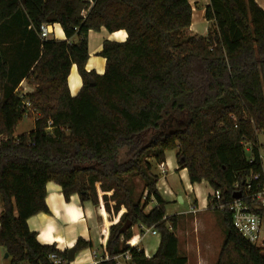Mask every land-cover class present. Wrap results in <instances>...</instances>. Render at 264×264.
Listing matches in <instances>:
<instances>
[{"label":"trees","instance_id":"1","mask_svg":"<svg viewBox=\"0 0 264 264\" xmlns=\"http://www.w3.org/2000/svg\"><path fill=\"white\" fill-rule=\"evenodd\" d=\"M18 12L30 27L25 43L17 51L0 43V246L11 264H52L56 245L40 243L28 224L50 212L49 182L66 200L79 194L110 215L101 264H117L127 251L131 264H188L154 162L176 150L190 182H208L225 202L237 182L261 170L264 10L255 0H210L207 35H188L190 0H0V24ZM54 23L66 40L41 38V25ZM102 27L128 38L104 43L98 75L87 70L88 35ZM73 65L83 79L77 96L68 84ZM24 80L32 92H21ZM25 116L35 128L17 134ZM215 203L210 194L209 207ZM213 210L226 233L216 264H264V249L236 229L231 212ZM136 226L161 236L153 256L136 245ZM89 246L79 238L74 247Z\"/></svg>","mask_w":264,"mask_h":264},{"label":"crops","instance_id":"2","mask_svg":"<svg viewBox=\"0 0 264 264\" xmlns=\"http://www.w3.org/2000/svg\"><path fill=\"white\" fill-rule=\"evenodd\" d=\"M255 1L264 10V0ZM190 3L193 7V23L189 29L190 35H207L211 24L205 19V10L207 5L210 4V0H190ZM29 29L30 27L26 29V16L24 12H18L9 17L0 24L1 48L10 51L19 50L21 44L25 43L24 37L27 35ZM48 31V39H67L62 26L58 23L48 24ZM127 38L128 33L124 29L112 32L105 27H102L100 30H90L88 35L89 59L87 61V70L89 72L94 71L98 75H103L106 70L107 62L106 58L101 55L104 43L106 41L125 42ZM76 40L77 37L72 39V41ZM38 45L37 42V51L39 47ZM68 84L71 95L77 96L83 87V79L78 71L77 65H73L71 68L68 77ZM28 87L30 90H27ZM20 88H24V91H22L24 93L32 92L34 90L33 86H31L27 80H24L21 83ZM163 163L166 169L165 175L169 174L168 171L170 169L184 172L188 177L190 188L189 209L183 211L180 205L186 202L185 196H173L171 191L163 192L161 191L160 185H158V189L163 198L167 200L168 203H174L173 205L176 212L169 211L167 215H179V221L181 223L190 220L198 230L208 233L207 229L209 228V224L212 226L213 221L208 213L194 217H187L185 214H196L199 212L198 204L201 205L202 212L211 210L209 208V196L213 190L212 187L206 181L192 184L189 179L188 170L186 168L180 169L177 162L176 152L174 157L167 155L166 161ZM203 183H206L209 186V190L205 197L200 188V185ZM167 194L170 196H166ZM180 196L183 200H179L180 202H178L177 197L180 198ZM46 202L50 212L36 214L28 220L30 229L36 232L37 239L40 243L48 245L54 244L59 251L64 252L74 247L79 238H83L87 242H90L91 246L81 251H77L75 261L89 263L92 259L98 258L100 253L102 255L101 244L103 235L111 226L110 216L102 205L96 206L91 201H82L79 194H74L71 196L70 200H66L61 186L55 182H49L47 184ZM154 205L155 202L153 203V206ZM193 208L196 209V212L192 211ZM2 210L3 204L0 199V214ZM182 215H184V217H182ZM180 226L181 225H179L178 228L179 232H181ZM134 229H137L134 233L136 245L145 250L146 256H153L159 247L160 241L153 244L151 241H146V239L149 235L158 236L159 233L154 235L152 232H145L144 228L138 226L134 227ZM184 231H186L185 228ZM191 231V229L188 230L189 233H191ZM203 243L207 246L206 248L212 247L213 245L211 242L207 241H204ZM209 243H211V246H209ZM6 253L5 248L0 246V258L4 256V258L11 261L10 256H5ZM94 254H96V256Z\"/></svg>","mask_w":264,"mask_h":264},{"label":"rangeland","instance_id":"3","mask_svg":"<svg viewBox=\"0 0 264 264\" xmlns=\"http://www.w3.org/2000/svg\"><path fill=\"white\" fill-rule=\"evenodd\" d=\"M197 18V14H196ZM197 20V19H196ZM198 22V21H196ZM190 32H188V35ZM27 90H30L28 87ZM24 91V88L21 89V92ZM35 128V118L30 116H25L23 121L19 124L17 128V133H28L32 131ZM259 144H260V151L261 154L264 156V133L259 134L258 138ZM176 150H169L167 151V155H171L174 157ZM245 152L246 156L248 158L252 157V151H251V144L246 143L245 144ZM159 163L154 162V173L158 175L159 182L158 185H160L161 191L168 192L171 191L173 196L176 195H183L186 198V202L182 203L180 206L182 207L183 211H186L189 209V200H190V188H189V181L188 177L184 172L176 171L175 169H170L168 171V175H165L162 171V169L159 168ZM143 186L140 187L142 189ZM159 188V187H158ZM200 188L202 190V194L204 197L207 195V192L209 190V186L206 183H203L200 185ZM194 193V192H193ZM166 196H170L167 194ZM194 196V194H193ZM146 202V197L143 198V202ZM177 201H179V197H177ZM154 202H150L147 206V210H150L153 207ZM174 203H167L166 205V212L169 213V211L176 212L175 207L173 205ZM199 212L196 214H190L186 213L185 216L187 217H194L198 215L203 214H209L212 221V226L209 224V228L207 229L208 233L205 231H200L197 229V227L189 220L185 222L178 221V228L179 225H181V232L177 230L179 241H180V252L183 255H186L188 257V264H216V261L218 259L221 247L223 245L224 239H225V230L222 223V217L221 214L214 210L204 211L202 212L201 205L198 204ZM210 212V213H209ZM110 216V215H109ZM179 218L180 216L177 215ZM184 217V215H182ZM111 220V218H110ZM184 228L186 231H184ZM192 230L191 233L188 232V230ZM137 229H133V232L135 233ZM262 236H264V227L262 231ZM161 240V236H152L149 235L146 241H151V243H157ZM204 241L211 242L213 245L212 247L206 248L207 246L204 245ZM209 243V246H211ZM203 244V245H202ZM204 246V247H203ZM153 249V248H151ZM158 249V248H157ZM150 251V250H148ZM101 253L98 256V259L101 257ZM117 262L120 264H131V261L126 260L122 255H120L117 258ZM0 264H11V261L9 259L4 258L2 256L0 258Z\"/></svg>","mask_w":264,"mask_h":264},{"label":"built area","instance_id":"4","mask_svg":"<svg viewBox=\"0 0 264 264\" xmlns=\"http://www.w3.org/2000/svg\"><path fill=\"white\" fill-rule=\"evenodd\" d=\"M48 24H42L40 27V36L42 39H46L48 36ZM252 162L254 156L249 158ZM260 160L262 168L259 172H251L242 182L239 181L234 185V192L232 199L225 202L223 201V195L220 191L212 190L211 196L215 200V204L211 206L213 209L224 210L227 209L231 212L233 217V222L236 229L251 243L256 244L264 249V236H262V231L264 227V156L260 151ZM160 168L165 173L164 163L160 164ZM240 193V197H234V194ZM210 208V207H209ZM210 208V209H211ZM196 212V209H192ZM144 228L145 232H152L156 235L158 232L152 228ZM145 234V233H144ZM57 250L50 254V260L52 264H101L104 257L101 256L99 259H92L91 262H77L70 261L68 256H63ZM96 256V254H94ZM122 256L131 261V252L127 251L122 254ZM118 258V257H117ZM116 258V260H117ZM117 264H120L117 262Z\"/></svg>","mask_w":264,"mask_h":264},{"label":"water","instance_id":"5","mask_svg":"<svg viewBox=\"0 0 264 264\" xmlns=\"http://www.w3.org/2000/svg\"><path fill=\"white\" fill-rule=\"evenodd\" d=\"M91 81H92V84H94L93 80H91ZM234 197L239 198V197H240V193H236V194H234ZM179 200H180V201L183 200L181 196H180ZM131 225H132V222H131L130 220H128V221L125 223V225L122 227V230H121V231H122V232H123V231H126L128 228L131 227ZM76 253H77V249H76V247H72V248L68 249V250H67V256H68V259H69L70 261H74L75 258H76ZM5 256H6V257H9V254L6 253Z\"/></svg>","mask_w":264,"mask_h":264}]
</instances>
